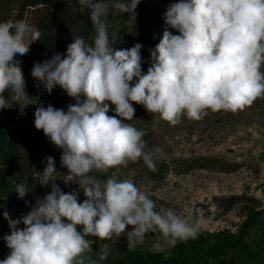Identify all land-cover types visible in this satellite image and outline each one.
Instances as JSON below:
<instances>
[{"label": "clouds", "instance_id": "clouds-1", "mask_svg": "<svg viewBox=\"0 0 264 264\" xmlns=\"http://www.w3.org/2000/svg\"><path fill=\"white\" fill-rule=\"evenodd\" d=\"M140 2L79 0L82 9L89 10L93 42L76 36L66 54L34 63L31 75L49 94L59 86L75 101L66 111L38 107L34 126L61 150V166L77 178L86 199L78 202L77 192L62 191L55 183V159L46 157L38 182L42 187L51 184V192L36 198L20 219L3 213L10 228L3 240L10 252L0 264H99L85 255L94 243L88 236L101 241L126 236L127 247L133 249L148 233L159 232L152 248L163 252L198 234L191 215L171 208L156 211L155 202L132 181L114 174L100 181L90 173H108L140 159L155 171L156 160L166 159L160 147L146 152L145 131L125 122L134 118L133 103L175 126L182 116L198 121L209 111L236 112L264 98V0L169 4L165 24L178 34L164 30L149 49L146 74L141 67L143 45L114 49L115 33L109 35L106 20L111 7L128 13L125 25L135 28ZM40 37L38 29L22 20L0 22V110L18 105L23 115L25 108L38 103L26 92L17 57L27 55ZM112 105L115 115L110 116ZM15 191L24 199L29 186L18 183ZM128 226L131 231H126ZM107 256L104 251L99 260Z\"/></svg>", "mask_w": 264, "mask_h": 264}, {"label": "rangeland", "instance_id": "rangeland-1", "mask_svg": "<svg viewBox=\"0 0 264 264\" xmlns=\"http://www.w3.org/2000/svg\"><path fill=\"white\" fill-rule=\"evenodd\" d=\"M143 1L136 8L135 28L125 25L128 13L109 8L106 20L109 35L115 33L114 49H130L141 43V53H146L159 43L166 28L178 34L165 24L164 17L168 5L179 0ZM66 18H70V23L63 24L65 31L55 29ZM9 20L26 22L38 29L41 37L31 44L27 55L17 57L26 92L36 97L38 103L25 108L23 115L18 105L0 110V260L10 252L3 240L10 234L3 213H9L13 220L20 219L34 206L36 198L51 192V184L42 187L38 182L46 157L55 159V183L62 191L77 192L78 202L86 199L75 183L77 178L61 166V150L34 126L38 107L51 105L66 111L75 101L59 86L49 94L32 77L31 69L34 63L55 53L66 54L74 37L82 36L91 44L96 35L89 10L82 9L79 0H0V22ZM83 22L88 29L82 26ZM146 72L142 68V74ZM135 82L134 78L132 83ZM112 109L113 105L110 116L115 115ZM127 123L145 131L146 152L160 147L167 153L166 159L156 160L155 171L140 159L108 173L93 171L90 175L100 181L113 174L118 180L132 181L155 202L156 211L171 208L180 215H191L199 231L195 238L180 240L163 252L152 248L160 238L159 232L148 233L143 243L133 249L127 247L126 236L114 235L102 241L88 236L94 243L86 257L99 264H123L129 254L174 259L177 264H264V98L236 112L209 111L198 121L182 116L175 126L143 107ZM21 182L29 186L25 198L17 195L7 199L4 190L18 194L15 186ZM228 198L232 199L231 204L225 202ZM18 227L22 229L24 225ZM131 230V226L126 229ZM104 251L108 256L100 261Z\"/></svg>", "mask_w": 264, "mask_h": 264}, {"label": "trees", "instance_id": "trees-1", "mask_svg": "<svg viewBox=\"0 0 264 264\" xmlns=\"http://www.w3.org/2000/svg\"><path fill=\"white\" fill-rule=\"evenodd\" d=\"M140 3L144 4V1L141 0ZM69 20H70V18L64 19L61 23L56 25L55 29L65 31L66 27H64L63 24L70 23ZM82 26H84L85 29L89 28L87 24L84 25V22L82 23ZM155 46H156L155 44L152 45V47H155ZM141 56H142L141 67L147 71V69L151 63L150 62V52L147 51L146 53H141ZM132 106L135 108L134 117L138 116L140 114V112L142 111L143 106L139 105V104H135V103H133ZM113 107H114V105H113ZM128 121L129 120H126L125 122L127 123ZM11 192L12 191H10V190H4V193H5V196L7 199H12V196H15V198H16V196L18 195V194L11 193ZM231 200H232L231 198H228V199H225V202H229V204H231L230 203ZM233 200H236V199H233ZM128 227H130V226H128ZM123 264H177V262L174 259L165 260V259L157 257V256L150 257V258H143L141 256L129 254L128 257L126 258V260L123 262Z\"/></svg>", "mask_w": 264, "mask_h": 264}]
</instances>
